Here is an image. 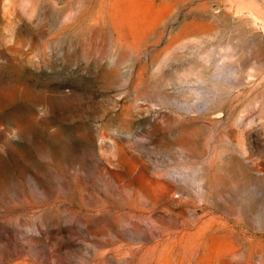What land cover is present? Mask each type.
Instances as JSON below:
<instances>
[{"label": "rangeland", "instance_id": "obj_1", "mask_svg": "<svg viewBox=\"0 0 264 264\" xmlns=\"http://www.w3.org/2000/svg\"><path fill=\"white\" fill-rule=\"evenodd\" d=\"M0 264H264V0H0Z\"/></svg>", "mask_w": 264, "mask_h": 264}]
</instances>
